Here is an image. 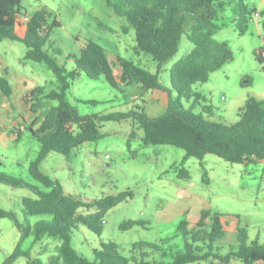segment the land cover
I'll list each match as a JSON object with an SVG mask.
<instances>
[{
	"label": "rangeland",
	"instance_id": "374dc122",
	"mask_svg": "<svg viewBox=\"0 0 264 264\" xmlns=\"http://www.w3.org/2000/svg\"><path fill=\"white\" fill-rule=\"evenodd\" d=\"M21 1L27 15L47 9L53 14L50 23L55 18L61 23L60 28L52 31L51 42L62 52L57 56L58 62L68 73L75 74L70 79L68 100L81 116L145 111L151 118H158L167 112L168 91L179 96L172 87L171 70L195 48L189 40L191 22L185 26L179 52L160 70V82L167 92L147 91L137 83L115 90L104 78L93 81L84 74L75 73V64L70 57H80L82 50L94 42L107 52L118 77L121 58L157 74L158 63L146 54L137 53L136 31L128 18L115 14L104 0ZM224 1L225 10L216 20L220 31L214 38L229 46L233 60L212 74L208 83L193 87L197 100L193 111L218 125L232 126L240 120V112L250 98L264 101V65L255 56L256 50L264 47V16L261 15L264 0ZM241 4L248 9L246 34H241L235 25ZM26 54L24 44L8 40L0 43V69L8 70L9 81L17 86L19 81L27 78L28 86L45 87V94L58 90L54 73L44 63L26 61ZM29 94L30 91L23 101ZM43 101L42 114L29 112L25 119L29 115L43 117L44 111L59 106L57 101ZM193 101L182 95V103L187 109L192 108ZM25 106L31 107L27 103ZM25 119H17L8 129L0 124V174L40 186L32 179L30 166L37 160L41 145L28 129L33 119L29 123ZM14 128L19 130L13 133ZM100 132L104 138L76 150L71 162L60 154L51 153L40 165V172L60 181L67 194L85 201L128 191L133 193L132 199L110 211L101 236L84 226L75 231L73 246L80 254L92 260L94 251L102 250V244L114 243L119 252L130 259V264H135L142 254L139 249L134 250L137 244L159 245L171 256L184 248L178 232L180 224L187 221L195 225L206 210L223 216L226 237L217 245L222 255L236 249L239 229L247 230L250 243L264 245V163L232 164L212 154L204 160L186 159V152L176 147L146 146L145 132L133 120L103 123ZM182 169L188 171L189 179L180 177ZM24 198H35V195L29 188L15 189L0 184V208L13 212L26 225L22 208ZM41 220H50V217L29 219L32 225ZM130 221L143 226L121 230L123 224ZM20 243L21 233L13 222L0 220V264ZM60 244L59 240L50 238L37 243L29 239L23 243V249H31L33 257L48 263L58 254ZM148 257L165 264L172 262L171 257L162 258L150 251ZM16 264H27V259L21 258ZM231 264L243 263L233 261Z\"/></svg>",
	"mask_w": 264,
	"mask_h": 264
},
{
	"label": "trees",
	"instance_id": "16d2710c",
	"mask_svg": "<svg viewBox=\"0 0 264 264\" xmlns=\"http://www.w3.org/2000/svg\"><path fill=\"white\" fill-rule=\"evenodd\" d=\"M115 14L128 18L136 31V51L150 56L159 65V72L153 74L126 59H120L121 73L118 77L111 65L107 52L98 44L90 42L80 57H70L75 64V73L84 74L90 80L104 78L115 90L122 86L141 84L147 91L168 90L160 82V70L171 61L180 50L185 26L191 22L189 40L194 50L179 61L171 70L173 89L179 94L175 97L169 92L167 112L164 116L151 118L145 111L107 116H81L68 100L70 79L74 73H68L61 66L57 56L61 50L54 47L51 34L61 23L53 14L42 9L29 16L24 12L21 0H0V43L11 41L26 46V61L44 63L56 76L58 90L45 94V87H38L27 96L26 103L31 105L33 114H42L43 100L57 101L59 106L44 111L43 117H36L28 129L41 145L38 158L30 166L32 179L40 186H34L24 179L0 174V184L15 189L29 188L35 198H24L23 214L27 224H22L13 212L0 208V220L9 219L21 233V243L3 264H16L21 258L27 264H130V259L119 252L114 243L102 244V250L94 251L92 260L80 254L73 246L75 231L81 226L101 236L106 217L121 203L133 198L131 191L108 196L99 200L85 201L79 196L67 194L58 180L51 179L40 172V165L51 153L60 154L72 161L73 154L86 143H98L104 136L100 126L106 122L133 120L140 124L145 132L146 146H172L186 152V159L204 160L208 154L232 163L252 165L264 163V101L250 98L240 112V120L232 126H221L206 120L193 111L197 104L193 87L206 84L212 74L220 71L233 60V53L227 44L215 40L220 31L216 20L224 12V0H104ZM248 9L240 5L239 18L235 20L241 34L247 32ZM264 16V11L261 13ZM256 60L264 65V47L256 50ZM264 70V68H263ZM0 90L10 98L14 89L7 77L0 78ZM182 95L193 101L191 109L182 103ZM34 102V103H33ZM33 103V104H32ZM38 128L36 129V127ZM180 177L189 179V173L182 169ZM85 211V213H82ZM33 217H50L32 225ZM138 222H126L121 230L128 231ZM178 232L184 248L171 256L166 250L155 244H137L134 250L142 252L135 264H165L150 260L148 251L162 258H172L170 264H231L241 261L243 264H264V245L250 243L247 230L237 232L238 245L226 255L220 253L217 245L226 237L223 216L203 211L199 221L191 225L183 221ZM44 238L59 240L58 254L48 263L33 257L32 250H24L23 243L33 239L35 243Z\"/></svg>",
	"mask_w": 264,
	"mask_h": 264
},
{
	"label": "crops",
	"instance_id": "0c3cea01",
	"mask_svg": "<svg viewBox=\"0 0 264 264\" xmlns=\"http://www.w3.org/2000/svg\"><path fill=\"white\" fill-rule=\"evenodd\" d=\"M3 64L6 67L5 62H3ZM0 73H2L0 78H8L9 73L6 68L2 67L0 69ZM28 82L30 81L27 78H23L22 81H19L17 86L10 82L14 89L13 95L10 98L6 97L0 90V124L3 123L6 129H8L17 119H20L21 117H24L25 119L26 113H32L31 107L28 108L25 106L26 101H23V98L28 91L31 93L33 90L41 86H34L36 84H33V88V86H28ZM32 119L34 120L35 117L33 118L29 115V117L25 120L29 123V121H32ZM16 129L18 128H14L13 133Z\"/></svg>",
	"mask_w": 264,
	"mask_h": 264
}]
</instances>
